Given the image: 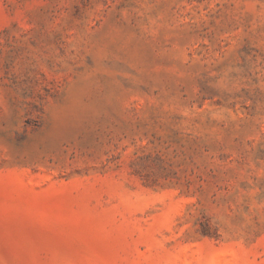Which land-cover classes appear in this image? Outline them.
Listing matches in <instances>:
<instances>
[{
	"label": "rangeland",
	"instance_id": "374dc122",
	"mask_svg": "<svg viewBox=\"0 0 264 264\" xmlns=\"http://www.w3.org/2000/svg\"><path fill=\"white\" fill-rule=\"evenodd\" d=\"M0 264H264V0H0Z\"/></svg>",
	"mask_w": 264,
	"mask_h": 264
}]
</instances>
